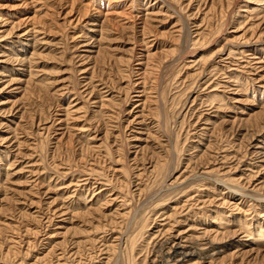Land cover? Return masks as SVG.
I'll return each mask as SVG.
<instances>
[{
	"label": "rangeland",
	"instance_id": "obj_1",
	"mask_svg": "<svg viewBox=\"0 0 264 264\" xmlns=\"http://www.w3.org/2000/svg\"><path fill=\"white\" fill-rule=\"evenodd\" d=\"M260 1L0 0V264H264Z\"/></svg>",
	"mask_w": 264,
	"mask_h": 264
},
{
	"label": "bare ground",
	"instance_id": "obj_2",
	"mask_svg": "<svg viewBox=\"0 0 264 264\" xmlns=\"http://www.w3.org/2000/svg\"><path fill=\"white\" fill-rule=\"evenodd\" d=\"M260 2H262V3H264V0H261ZM97 26V25H96ZM181 27V26H180ZM143 31V30H142ZM142 43L143 44H146L147 45V43H146V41H142ZM142 48H143V46H142ZM145 50H146V47H145ZM147 55H148V53H147ZM150 56H151V54H150ZM137 57V56H136ZM144 58V57H143ZM142 58V59H143ZM150 58V57H149ZM149 60V59H148ZM139 61H142V62H140V65H142V66H144L139 72H141L142 70H144V69H146V72H147V70H148V68H146V64L149 62H147L145 65H144V63H143V60H139ZM144 61H145V59H144ZM20 63H21V66H24V63H27V62H25V59H22V60H20L19 61ZM164 64V63H163ZM18 65H19V63H18ZM20 66V65H19ZM163 67V66H162ZM161 67V68H162ZM160 68V69H161ZM261 68V67H260ZM150 69V68H149ZM263 70V69H262ZM145 73V72H144ZM144 75V74H143ZM3 77H5V76H3ZM12 82V81H11ZM9 83V82H8ZM106 89V88H105ZM101 93H103L102 91H100ZM104 94V93H103ZM149 224L147 223V226H148ZM147 226H145L144 227V229H146L147 228ZM148 228H150V227H148ZM264 233V232H263ZM160 234H162V233H160ZM140 235V234H139ZM143 236V235H142ZM161 236V235H160ZM261 237V236H260ZM155 239V238H154ZM134 240V239H133ZM152 240V239H151ZM150 240V241H151ZM165 240V239H164ZM120 241V240H119ZM157 241V240H156ZM155 241V242H156ZM121 242V241H120ZM133 242V241H132ZM155 242H153V245H155L154 243ZM157 243H159L158 241H157ZM171 243H173V241L171 242ZM148 244H150V243H148ZM151 244H152V242H151ZM170 244V243H169ZM159 245V244H158ZM157 245V246H158ZM161 245V244H160ZM209 245V244H208ZM207 245V246H208ZM148 246V245H147ZM166 244L165 245H163L162 246V248L160 249V251L158 250V251H156L157 252V255H156V253L154 254V256L156 255V257H155V259H154V261H151V262H148V264H180V262L181 261H184L185 262V260H187L186 258H188V257H194V256H198V255H200L199 253H197L194 249H191V248H188L187 246L186 247H183L181 244H174L173 246H170V248H166ZM168 247V246H167ZM159 248V247H158ZM128 250H130V248L128 249ZM154 250V249H153ZM131 251V250H130ZM201 251H203V250H201ZM134 252H135V249L134 248H132V254H134ZM150 252V251H149ZM128 258H130L129 256H130V253L128 252ZM149 254V253H148ZM151 256V255H150ZM148 257H149V255H148ZM154 258V257H153ZM148 259V258H147ZM129 260V259H128ZM133 262H131V264H138V262L136 261V257L133 255ZM148 260H150V259H148ZM128 264H130V260H129V263Z\"/></svg>",
	"mask_w": 264,
	"mask_h": 264
}]
</instances>
